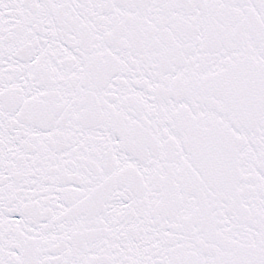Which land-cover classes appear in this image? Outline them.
<instances>
[{
  "label": "snow or ice",
  "instance_id": "6c2138e0",
  "mask_svg": "<svg viewBox=\"0 0 264 264\" xmlns=\"http://www.w3.org/2000/svg\"><path fill=\"white\" fill-rule=\"evenodd\" d=\"M0 264H264V0H0Z\"/></svg>",
  "mask_w": 264,
  "mask_h": 264
}]
</instances>
